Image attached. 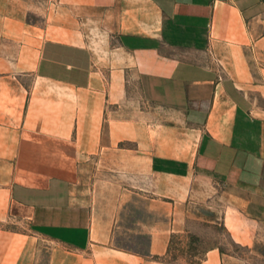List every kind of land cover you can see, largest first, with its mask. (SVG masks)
Returning a JSON list of instances; mask_svg holds the SVG:
<instances>
[{"label": "crops", "instance_id": "0c3cea01", "mask_svg": "<svg viewBox=\"0 0 264 264\" xmlns=\"http://www.w3.org/2000/svg\"><path fill=\"white\" fill-rule=\"evenodd\" d=\"M256 95L264 0H0V264H170L217 227L260 257Z\"/></svg>", "mask_w": 264, "mask_h": 264}, {"label": "rangeland", "instance_id": "374dc122", "mask_svg": "<svg viewBox=\"0 0 264 264\" xmlns=\"http://www.w3.org/2000/svg\"><path fill=\"white\" fill-rule=\"evenodd\" d=\"M256 103L264 109V97L256 95ZM130 198L127 199L125 212L122 213V224L124 226L130 223V216L142 217L144 212L136 209L135 213H130ZM127 237H123V241L127 244ZM212 245H220L221 249L226 253L237 255L243 258L247 264H264V248L260 249L261 256L253 255L247 249L241 248L232 243L229 235L223 227H217L212 230H204V235L199 238L194 235L174 236L172 238V246L170 254L164 261L170 264H200L205 251Z\"/></svg>", "mask_w": 264, "mask_h": 264}]
</instances>
